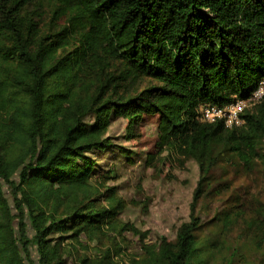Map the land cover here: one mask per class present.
<instances>
[{
  "label": "trees",
  "instance_id": "1",
  "mask_svg": "<svg viewBox=\"0 0 264 264\" xmlns=\"http://www.w3.org/2000/svg\"><path fill=\"white\" fill-rule=\"evenodd\" d=\"M263 78L264 0H0V264H68L65 245L115 229L122 201L91 181L92 154L117 148L134 162L107 135L117 120L147 164L175 151L200 170L176 237L141 244L125 264H209L217 253L264 264L247 256H264L263 221L245 219L241 251L230 244L238 204L207 222L197 213L225 158L264 165V100L231 128L201 108L248 98ZM122 252L114 239L69 264H124Z\"/></svg>",
  "mask_w": 264,
  "mask_h": 264
},
{
  "label": "rangeland",
  "instance_id": "2",
  "mask_svg": "<svg viewBox=\"0 0 264 264\" xmlns=\"http://www.w3.org/2000/svg\"><path fill=\"white\" fill-rule=\"evenodd\" d=\"M107 135L113 137L115 144L132 150L134 162L124 158L117 148L92 154L97 161L98 177L91 183L103 193L114 188L123 210L114 230L104 229L98 233V238L92 240L82 236L83 242H74L72 247L67 244L71 243L70 240H66L64 248L68 264L78 256L96 258L112 246L114 239L123 247V256L114 260L128 263L133 256L142 255L141 244H157L162 237L174 239L177 228L190 216L194 191L200 179L196 160L179 156L175 151H166L159 159L147 164L145 154L138 152L137 146L124 138L123 120L114 121ZM261 150L264 151V143ZM234 161L227 157L212 170V183L206 189L207 196L198 202L197 213L203 222H207L216 211L231 205L228 202L238 204L235 210L242 211L243 217L238 218L231 230L230 244L244 251L239 237L246 226L245 219L256 217L264 222V165L258 160L247 170L243 165L238 167ZM126 224L128 229L119 234ZM256 252V249L248 250L251 263L264 257L262 252ZM33 259H37L34 252ZM226 259V254L224 259V253H217L209 264H226Z\"/></svg>",
  "mask_w": 264,
  "mask_h": 264
},
{
  "label": "built area",
  "instance_id": "3",
  "mask_svg": "<svg viewBox=\"0 0 264 264\" xmlns=\"http://www.w3.org/2000/svg\"><path fill=\"white\" fill-rule=\"evenodd\" d=\"M264 100V78L260 81L254 92L245 99L237 100L226 106L204 105L201 108V119L205 122H215L223 119L227 127H235L243 124L242 114L247 109H252L255 105Z\"/></svg>",
  "mask_w": 264,
  "mask_h": 264
}]
</instances>
